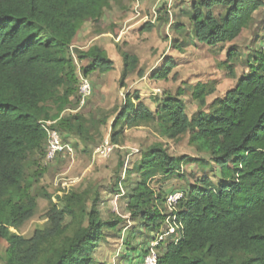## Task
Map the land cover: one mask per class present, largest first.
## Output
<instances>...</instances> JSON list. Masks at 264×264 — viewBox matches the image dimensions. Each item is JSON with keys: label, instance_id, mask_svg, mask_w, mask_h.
I'll return each instance as SVG.
<instances>
[{"label": "trees", "instance_id": "trees-1", "mask_svg": "<svg viewBox=\"0 0 264 264\" xmlns=\"http://www.w3.org/2000/svg\"><path fill=\"white\" fill-rule=\"evenodd\" d=\"M111 1L0 0V264H102L95 258L98 247L125 223V218L102 220L94 186L54 198L42 193L48 204L45 225L30 238L18 234L37 211L33 188L49 164L47 130L73 139V148L78 142L87 148L95 144L93 133L99 135L107 123V116L95 121L77 112L83 108L79 84L81 77L106 75L113 62L97 46L74 50L73 44L85 22H99ZM188 8L181 14L199 45L230 46L221 66L235 81L233 88L214 98L206 114L191 118L181 99L183 87L165 95L154 110L136 92L127 94L111 122L110 142L117 145L126 129L156 124L164 138L188 135V145L219 170L215 181L203 177L179 191L183 198L175 216L181 235L159 245L158 264H264V35L255 38L261 45L250 49L241 74L230 66L239 56L232 44L264 12V0H194ZM174 27L183 31L179 23ZM119 54L122 87L138 60ZM174 67L166 59L149 79L168 81ZM188 88L198 105L216 93L213 82ZM187 160L154 144L115 180L111 190L118 196L123 191L127 219L134 224L121 261L131 254L141 263L166 217L162 186L183 177L181 165Z\"/></svg>", "mask_w": 264, "mask_h": 264}, {"label": "rangeland", "instance_id": "rangeland-1", "mask_svg": "<svg viewBox=\"0 0 264 264\" xmlns=\"http://www.w3.org/2000/svg\"><path fill=\"white\" fill-rule=\"evenodd\" d=\"M192 1L194 0H139L142 17L151 16L153 11L156 12V21L151 24L133 17L132 8L135 0H112L110 9L104 11L99 22L92 23L89 20L85 22L79 32L81 38L74 50H86L91 46H97L113 62V68L106 75L94 74L87 78L92 87L91 97L77 112L83 113L87 119L97 121L102 116H107L108 120L106 125L100 128L99 135L93 133L95 144L87 148L80 142L77 148H73L72 144L75 143L73 139L62 138L64 144L71 147V153L61 154L42 171L43 176L33 188V194L37 198L36 214L19 230V235L30 238L36 229H41L45 225L48 204L42 193L54 198L68 189L82 191L87 187L96 186L102 200L100 205L102 220H109L112 217L121 220L125 218V223L119 233L105 238L98 247L95 258L102 264H122L120 258L125 254L124 241L134 224L127 219L125 200L113 193L111 188L117 177H122L124 169L131 168L139 160L140 153L151 145L160 144L169 155L189 159L186 164L181 165L183 177L171 179L162 186L167 195L185 190L189 185L197 184L203 177L215 181L213 176L218 173V168L209 163L207 155L196 153L188 145V135L179 140H171L159 134L156 124H149L126 129L117 145L110 142L111 122L123 107L127 94L133 95L136 92L140 101L154 110L165 95L174 96L177 90L183 87L185 94L181 99L185 104L186 115L191 118L206 114L207 106L214 98L222 97L228 89L233 88L235 81L228 78V70L221 66L226 60V51L230 46L213 49L199 45L193 36L190 22L181 14L188 11ZM263 20L264 12L257 14L252 26L242 32L232 44L239 55L230 65L236 74H241L245 70V64L242 65V62L251 55L250 49L261 45V40L255 42L258 39L255 38L264 35L262 26L264 24L261 25ZM176 23L183 25L182 32L176 31L174 27ZM150 25L153 28L148 30L147 27ZM119 50L138 60L135 70L123 81L122 87L120 76L123 64ZM166 59L175 64L171 72V76L175 75L174 78L171 77L168 81L149 79L150 73L159 69ZM81 64L85 65V62ZM210 82L215 83L216 93L207 98L202 105L193 102L188 87L196 83ZM105 141H109L114 150L109 158L102 160L97 157L95 151ZM121 163L123 168L119 170L118 165ZM44 166L43 164L42 167ZM116 252L119 256H116ZM129 257L133 258L131 254ZM133 260L138 264L137 258Z\"/></svg>", "mask_w": 264, "mask_h": 264}, {"label": "built area", "instance_id": "built-area-1", "mask_svg": "<svg viewBox=\"0 0 264 264\" xmlns=\"http://www.w3.org/2000/svg\"><path fill=\"white\" fill-rule=\"evenodd\" d=\"M132 14L134 18H140L145 23H155L156 21V12H152L151 16L144 15L141 16V9L139 0H135L134 7L132 8ZM262 49L264 50V42L262 43ZM92 87L89 80L80 78L79 84V95L80 103L79 108L84 107L87 100L91 97ZM46 125H50V122H47ZM71 147L64 144L62 141V136L56 130H47V149L45 161L46 163H52L58 155L69 152L71 153ZM113 146L109 141H105L98 149H96L95 154L97 157L105 160L109 158L113 152ZM134 153H138L134 151ZM123 195V191H120V195ZM183 198L182 192L171 193L166 196L165 207H166V217L164 219V224L160 230L154 236V239L148 244L144 257L141 261V264H158V247L160 244L164 243L168 239L175 238L181 235L182 226L180 223H177L175 212L177 209L178 203ZM116 256L119 254L116 252Z\"/></svg>", "mask_w": 264, "mask_h": 264}, {"label": "crops", "instance_id": "crops-1", "mask_svg": "<svg viewBox=\"0 0 264 264\" xmlns=\"http://www.w3.org/2000/svg\"><path fill=\"white\" fill-rule=\"evenodd\" d=\"M81 38V35L80 34H78V37H77V39L75 40V42H74V44H73V47H75V45H77V41L79 40ZM76 48V47H75ZM133 259V258H132ZM125 263H127V264H136V262L133 260H131V257H128L126 260H124V261H122V264H125ZM138 264H139V262H138ZM141 264V263H140Z\"/></svg>", "mask_w": 264, "mask_h": 264}]
</instances>
